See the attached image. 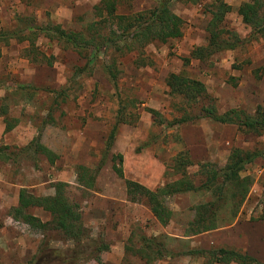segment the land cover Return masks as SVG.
<instances>
[{
    "label": "rangeland",
    "instance_id": "1",
    "mask_svg": "<svg viewBox=\"0 0 264 264\" xmlns=\"http://www.w3.org/2000/svg\"><path fill=\"white\" fill-rule=\"evenodd\" d=\"M218 1H172L169 8L180 20V35L164 43L149 42L139 53L115 56L113 84L103 68L111 56L90 49L79 55L52 32L40 30L57 25L88 37L90 23L105 25L103 30L111 27L113 18L104 10L96 11L102 9L99 0H0V109L14 124L0 134V148L11 154L0 157V264H205L201 255L188 251L227 247L247 252L244 245L264 260V131L244 133L235 125L198 116L200 107L208 104L218 112L238 108L249 114L264 104V37L257 33L248 37L250 26L236 12L245 0H222L231 9L219 24L241 44L204 61H183L194 46L206 44L209 11ZM115 2L119 14L150 10L157 4V0ZM31 25L35 28L29 30ZM16 31L27 39L6 34ZM137 55L140 59L134 61ZM168 72L201 81L205 96L191 106L171 97L164 84ZM120 105L126 107L121 114L129 122L116 124L113 143L88 188L79 180L80 170L93 173ZM180 117L190 120L168 124ZM37 135L52 162L32 148L20 151ZM232 147L258 152L240 173L250 184L235 215L222 207L221 229L202 234L189 235L185 230L194 205L210 198L207 192L167 197L164 205L171 217L161 224L143 199L126 195L123 179L111 168V156L120 154L123 178L154 188L177 177L167 172L166 165L178 151L186 150L194 162L186 171L198 184L202 177L196 162L219 168ZM21 190L38 197L59 194L75 213L72 238L53 228L51 216L38 206L24 211L47 222L43 229L13 217L11 207ZM243 234L249 241H242ZM144 239H152L171 255H157L153 244L137 251ZM101 243L108 246L106 250H98ZM143 251L150 253L152 262L140 258Z\"/></svg>",
    "mask_w": 264,
    "mask_h": 264
},
{
    "label": "trees",
    "instance_id": "2",
    "mask_svg": "<svg viewBox=\"0 0 264 264\" xmlns=\"http://www.w3.org/2000/svg\"><path fill=\"white\" fill-rule=\"evenodd\" d=\"M115 1L99 0L102 9L96 8V11L100 14L101 10H104L105 16L113 18L112 24L111 27L103 30L105 25L100 27V25L96 26V24L90 23L88 25L90 34L88 37H84L81 32L61 29L57 25L40 28L46 34L52 32L54 37L79 55L90 49L93 54L100 52L103 53L104 57L108 56L109 58L111 56L110 63L105 64L103 68L113 84L115 83V72L117 70L114 60L115 56L121 57L128 53L137 52L139 49L142 50L149 42L164 43L169 39L178 37L180 35L178 27L180 20L171 12L169 8L170 3L177 1L192 4L198 0H157L156 6L152 9L129 14L117 13ZM261 8V0H245L240 2L236 7V12L240 15L241 20L250 26L251 31L248 33V37L255 36L256 33L264 37V11L262 12ZM230 9L231 6L222 0L218 1L213 9H210L211 17L205 27L206 44L194 46L190 50L188 57L183 58V61L188 62L189 59L204 61L212 54L222 50L233 49L241 44V39L234 35V33H228L227 30H224L219 25L223 20V16ZM28 27L29 30L35 28L32 25ZM6 34L15 36L16 38L27 39L17 31ZM224 34L230 35L224 36ZM139 59L140 56L137 55L134 61H138ZM164 84L167 88V93L173 98H179L186 106L193 105V103L206 94L205 86L201 81L181 73L168 72L164 78ZM120 104H122V101H120ZM125 110V106L120 105L118 107L114 122L108 130L104 141V153L93 168V173L89 172V170L86 172L85 170H80L81 175L79 180L88 188L93 186L95 175L100 170L106 156L105 154L113 143L116 124L119 122H129L121 114ZM0 112L3 115L5 109L1 108ZM150 112L156 113L154 110H150ZM198 116L210 118L221 124L235 125L237 130L244 133L260 134L264 131V104L257 105L252 114L238 108H230L223 112H218L213 105L208 104L200 107ZM129 119H133V114H130ZM189 120V118L180 117L177 120L169 121L168 124H181ZM3 121L4 131L10 130L14 125L5 117H3ZM31 148L34 153L43 154L52 162L53 156L50 155L45 146L39 143L38 135L33 137L20 151L26 152ZM9 155L11 154H6L0 148V157L8 158ZM256 156H258V152L256 151H243L237 147H232L226 156L223 166L219 168L212 163L196 162L198 166L197 172L202 177V181L198 185H195L193 179L186 171V167L193 165L194 162L186 150L178 151L171 158V164L166 165L167 172H172L177 177L171 182H164L162 185L152 189L146 188L136 181L123 178L121 168L122 157L120 154L111 156V168L118 178L123 179L126 195L130 199H143L151 214L161 224L166 223L167 219L171 217L169 216L171 215L170 209L164 205V200L167 197L185 192H199L200 190L207 192L210 198L205 202L194 205L192 219L187 223V231L185 230V232L189 235H194L221 227V223L225 219L218 221V212L224 206L230 209L232 213L231 217L235 215V211L238 210V204L244 198L247 187L250 184L248 177L241 176L240 173L244 166L250 163ZM31 206H38L48 213L51 216L50 223L52 227L62 230L69 238H72L73 225L70 222L75 213L59 194L38 197L21 190L18 193L16 205L11 207V212L14 213L13 217H21V220L25 223L43 229L48 224L47 222L42 223L35 216L28 212L25 213L24 209H28ZM73 240H77V238L73 237ZM151 240L144 239L142 249H138L137 251L144 250V247H149V245L152 246L153 240ZM153 245H155L157 255H171V253L164 251L163 246L158 244ZM107 247L105 243H101L98 250H106ZM83 251L82 248L77 250L79 254H82ZM187 254L201 255L205 259V264H228L230 262H237L238 264H264V260H258L254 256L235 248L190 249ZM149 257L150 253L143 251L140 258L149 263L152 262Z\"/></svg>",
    "mask_w": 264,
    "mask_h": 264
},
{
    "label": "crops",
    "instance_id": "3",
    "mask_svg": "<svg viewBox=\"0 0 264 264\" xmlns=\"http://www.w3.org/2000/svg\"><path fill=\"white\" fill-rule=\"evenodd\" d=\"M1 113V112H0ZM3 116L4 115H1L0 114V117L1 118H3ZM2 132H4V125H3V128L0 126V134L2 133ZM200 181H201V179L199 180V183H200ZM198 183V184H199ZM140 184H142V183H140ZM195 184V183H194ZM198 184H195V185H198ZM142 185H144V184H142ZM145 186V185H144ZM146 188H149V189H152V188H150V187H147V186H145ZM186 193V192H185ZM234 223V222H233ZM233 224L231 223V226H232ZM221 229V227L219 228H216V229H213V231H216V230H220ZM210 231H212V230H210ZM202 233H207V231H204V232H201V234ZM243 237H244V239L242 240V241H249L248 239H247V236H245L244 234H243ZM228 238V237H227ZM232 241H235V239H232ZM244 248H245V250L247 251L246 253H248V254H253V256H257V257H259V254L257 255V253H256V251H251L250 249H249V247H248V245L246 246V245H244ZM261 254V253H260ZM262 254H264V251H263V253Z\"/></svg>",
    "mask_w": 264,
    "mask_h": 264
}]
</instances>
